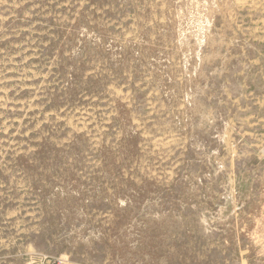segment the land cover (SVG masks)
Returning a JSON list of instances; mask_svg holds the SVG:
<instances>
[{
	"label": "rangeland",
	"instance_id": "374dc122",
	"mask_svg": "<svg viewBox=\"0 0 264 264\" xmlns=\"http://www.w3.org/2000/svg\"><path fill=\"white\" fill-rule=\"evenodd\" d=\"M264 264V0H0V264Z\"/></svg>",
	"mask_w": 264,
	"mask_h": 264
},
{
	"label": "built area",
	"instance_id": "2783aa9c",
	"mask_svg": "<svg viewBox=\"0 0 264 264\" xmlns=\"http://www.w3.org/2000/svg\"><path fill=\"white\" fill-rule=\"evenodd\" d=\"M60 264H63L62 262Z\"/></svg>",
	"mask_w": 264,
	"mask_h": 264
}]
</instances>
